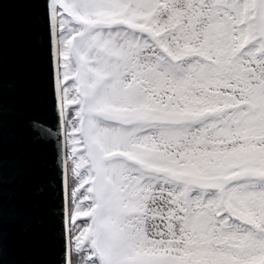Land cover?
<instances>
[{
    "label": "snow or ice",
    "instance_id": "obj_1",
    "mask_svg": "<svg viewBox=\"0 0 264 264\" xmlns=\"http://www.w3.org/2000/svg\"><path fill=\"white\" fill-rule=\"evenodd\" d=\"M0 264H264V0H0Z\"/></svg>",
    "mask_w": 264,
    "mask_h": 264
},
{
    "label": "water",
    "instance_id": "obj_2",
    "mask_svg": "<svg viewBox=\"0 0 264 264\" xmlns=\"http://www.w3.org/2000/svg\"><path fill=\"white\" fill-rule=\"evenodd\" d=\"M36 115H37V117H38V120H40V121H42V120H43V116H42V114H41V113L37 112V113H36ZM19 258H20V259H24V258H25V256H23V255H22V256H20Z\"/></svg>",
    "mask_w": 264,
    "mask_h": 264
}]
</instances>
